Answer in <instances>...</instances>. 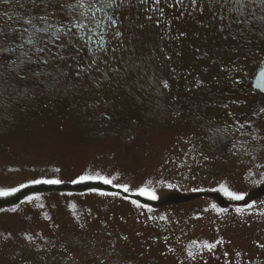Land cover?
Segmentation results:
<instances>
[{"label":"rangeland","instance_id":"rangeland-1","mask_svg":"<svg viewBox=\"0 0 264 264\" xmlns=\"http://www.w3.org/2000/svg\"><path fill=\"white\" fill-rule=\"evenodd\" d=\"M105 1L0 0V264H264V0Z\"/></svg>","mask_w":264,"mask_h":264},{"label":"flooded vegetation","instance_id":"flooded-vegetation-1","mask_svg":"<svg viewBox=\"0 0 264 264\" xmlns=\"http://www.w3.org/2000/svg\"><path fill=\"white\" fill-rule=\"evenodd\" d=\"M115 0H107L105 1V3H101V4H90L87 7V10L90 11L91 16L92 17H97L98 15V20L94 21L92 23H90L91 25H88V22L85 20H82V16L84 13L80 12V19H75L73 21V23L68 26V27H64V30L66 31V29L68 30H76L77 32H79L82 36L87 38H83L82 40L87 42V47H88V51H87V55L88 53H95L97 51H99L100 49H103L105 47V42H101V45L97 44V40L94 39V42L92 44V36L91 34L95 35L99 32H101L103 35L101 36V38L104 40V37L107 35V33H109L111 31V29L116 28L118 25V19H117V14L113 11V14H111V12L109 11L113 5H114ZM104 7V9H103ZM85 25H87L88 27H85ZM62 27H59L58 30H60ZM100 29V30H98ZM64 31V32H65ZM89 32V34H87ZM50 36L51 33L47 30L44 29L42 27L39 28H30L27 31V43H33V41H38V38L40 37H47ZM67 37V36H66ZM69 39V38H68ZM80 40V39H79ZM82 41V42H83ZM72 46V45H71ZM75 46V45H73ZM254 80V79H253ZM252 87H253V83H252ZM107 118L111 119V115H105ZM105 125L107 126L108 123H105ZM231 136L233 135V133L230 134ZM230 139L235 140L236 136L231 137ZM235 149L237 148V144L235 143V146H233ZM258 203L254 205L253 208L250 209V213L248 214V216L250 218H254V216L257 214H259V208L257 207Z\"/></svg>","mask_w":264,"mask_h":264},{"label":"trees","instance_id":"trees-1","mask_svg":"<svg viewBox=\"0 0 264 264\" xmlns=\"http://www.w3.org/2000/svg\"><path fill=\"white\" fill-rule=\"evenodd\" d=\"M91 185H101V183L95 184V183H81V184H77L75 186H73L74 188H84V187H88ZM50 186L47 185H41V186H28L25 187L21 190H19L18 192L11 194V195H7V196H0V207L2 206H6V205H10L13 204L17 201H19L23 196H25L27 193L31 192L33 189H37V188H44L47 189ZM61 188H67V187H72V185H62L60 186Z\"/></svg>","mask_w":264,"mask_h":264},{"label":"snow or ice","instance_id":"snow-or-ice-1","mask_svg":"<svg viewBox=\"0 0 264 264\" xmlns=\"http://www.w3.org/2000/svg\"><path fill=\"white\" fill-rule=\"evenodd\" d=\"M165 86H167V85H165ZM96 178H99V179H104V182L105 183H111L112 181L111 180H108V179H106V178H104V177H81L80 179L81 180H84V179H96ZM49 183H59L60 181H48ZM124 188H125V191H127L128 190V188H127V186L125 185L124 186ZM224 191L226 192V194L227 195H229V196H231V197H233V198H235V199H243V196L242 195H238V194H236V193H234V192H230V191H228L227 189H224ZM0 194H4V195H6L7 193H0ZM141 194H145L144 193V190H141ZM152 198L153 199H155L156 198V196L154 195V194H152ZM221 211H223V210H221ZM237 211H240L239 209H237Z\"/></svg>","mask_w":264,"mask_h":264},{"label":"water","instance_id":"water-1","mask_svg":"<svg viewBox=\"0 0 264 264\" xmlns=\"http://www.w3.org/2000/svg\"><path fill=\"white\" fill-rule=\"evenodd\" d=\"M253 88L264 93V64L261 69H259L253 80Z\"/></svg>","mask_w":264,"mask_h":264}]
</instances>
